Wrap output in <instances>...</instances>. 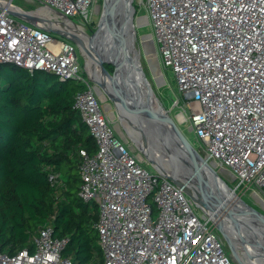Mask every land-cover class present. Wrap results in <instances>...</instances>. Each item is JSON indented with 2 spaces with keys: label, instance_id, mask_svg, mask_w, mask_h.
<instances>
[{
  "label": "built area",
  "instance_id": "2783aa9c",
  "mask_svg": "<svg viewBox=\"0 0 264 264\" xmlns=\"http://www.w3.org/2000/svg\"><path fill=\"white\" fill-rule=\"evenodd\" d=\"M37 1L57 20L79 26L95 13V0ZM132 2L136 14L147 10L138 19L151 24L161 66L175 74L186 100L180 114L204 145L197 151L216 172H227L237 195L264 204V0ZM11 4H0V65L49 71L82 86L74 107L98 148L93 155L80 150L79 196L99 207L104 264H235L184 186L149 171L118 134L79 61L77 42L55 36L71 35L65 27L43 16H36L38 24L16 17L10 11L19 6ZM48 180L60 190L65 184L55 171ZM67 243L45 225L32 249L9 254L0 246V264H73L62 255Z\"/></svg>",
  "mask_w": 264,
  "mask_h": 264
},
{
  "label": "trees",
  "instance_id": "16d2710c",
  "mask_svg": "<svg viewBox=\"0 0 264 264\" xmlns=\"http://www.w3.org/2000/svg\"><path fill=\"white\" fill-rule=\"evenodd\" d=\"M81 89L49 71L0 65V246L9 254L32 249L51 225L55 237L68 238L62 255L73 264H104L99 207L79 196L80 150L98 148L74 107ZM50 171L62 175L61 190Z\"/></svg>",
  "mask_w": 264,
  "mask_h": 264
},
{
  "label": "water",
  "instance_id": "95a60500",
  "mask_svg": "<svg viewBox=\"0 0 264 264\" xmlns=\"http://www.w3.org/2000/svg\"><path fill=\"white\" fill-rule=\"evenodd\" d=\"M120 1L121 0H113L107 9H105L104 6V11L98 22L97 29L95 30L93 35H88L90 41L92 42V46L88 51V55L86 59L87 73L89 77L93 80V82L97 84L96 85L97 88L99 85L103 86L106 95L109 98H112L117 104V109H121L124 112L130 114L133 118L138 120L140 125L147 123L145 128L147 131L159 130L161 133L166 135V137H168L169 140L168 144L170 145V147H175L176 151L179 154H180L179 150H181V148L183 149L184 145H186L190 149L191 148L193 149V151L197 155V158L199 159L196 161L194 160L195 161L194 166L191 165V163L189 166V164L185 160V157H182L181 154L179 157H177V162L182 163L181 167L183 168V172L186 178L185 182L176 180L173 176L164 173L158 167H157L158 168L157 171L161 174L167 175L177 184L184 186L185 192L192 198V200L195 202L197 207H199L206 216L211 218L215 227L222 234L227 244H229L233 249V251L235 252L234 248L235 247L240 248V247L237 245L234 236H236L237 234V237H241L242 242H245L244 237L238 233H235V231H233L230 228V226L224 221L223 218L227 216L230 218H235V220H241L243 224H245L246 226L248 225L249 229H251V234H252L251 236L256 239L259 235L257 236V233L255 232L254 229L256 227L254 226H258V223L263 225L264 214L261 211L250 206L244 200H242L239 195H237L239 199L242 200L247 207L255 211L260 217L254 216L253 214L250 215L251 213L243 212L236 208L234 209L227 208V211L224 212L223 216L220 213H217L216 211L213 212L215 205L213 204V202L210 201L208 202L207 199H205L203 195L204 194L203 191H205V189L201 187L205 186V188L207 187L208 189H210L211 190L210 193L213 196V198L217 197L216 195H219V193L215 190L214 187H212L215 185L214 176L213 178L205 179L203 177V174L201 173V167L206 166L211 170H214V168L209 163H207V161L202 157V155L197 151V149L188 142V140L184 137L183 134H181L179 128L177 127L173 119L164 109V106L161 103L160 99L156 96L152 84L150 83L142 66L141 52L135 46V40H136L135 27L137 25L138 26L146 25L147 22L142 24L139 23L138 17L135 16L136 9L131 0L130 2H128L129 9L128 11H126L127 13L129 12V20L123 22L122 25L119 24L120 20H116V18H117V7ZM105 4H106V0H105ZM31 12L33 11L25 10L21 7H19L18 10L16 11L13 10L10 11V13L16 17H22L31 23L38 24L40 22L39 19L35 15L31 14ZM135 19H137L136 20L137 24L135 23ZM68 21L76 25V23L73 20L68 19ZM112 21H114L115 24L111 23ZM104 27H115L114 29L118 32L116 33L117 37L115 39L117 41L116 52H117V56L120 59L119 64L112 62L111 60L100 59V57H98L99 54H96V51H94L97 45L101 46L102 36L100 34ZM116 27H122L124 31H121ZM65 37L67 39H70L78 43L77 40L78 38L74 35L65 34ZM88 57L90 59L91 64L94 67L93 70L90 68V66H88ZM110 62L116 65V69L113 74H110L104 66V63H110ZM100 69L104 70L115 79L118 75H121L123 77V82L124 84H126L128 89L118 84V82H116L118 81V79L115 80L116 83L112 84V88L111 87L109 88L106 84L97 80L94 77L95 76L94 74L100 72ZM56 76L58 77V75ZM133 97H135L136 99L135 98L133 99ZM128 101L130 102V104H128ZM160 110H162V113ZM215 173H216V177H218L224 185L228 186L227 183L220 177L218 172L215 171ZM194 178H196L197 181L199 182L198 185L194 181ZM251 246L252 248L251 249L247 248V251L250 252L254 250L255 251L260 250L262 253H264V247L258 244L256 241H253ZM253 248H258V249H253Z\"/></svg>",
  "mask_w": 264,
  "mask_h": 264
},
{
  "label": "rangeland",
  "instance_id": "374dc122",
  "mask_svg": "<svg viewBox=\"0 0 264 264\" xmlns=\"http://www.w3.org/2000/svg\"><path fill=\"white\" fill-rule=\"evenodd\" d=\"M0 2L6 6L8 3H13L14 5H17L21 8H23L25 10H29V11L32 10L34 12H37V11L38 12H40V11L48 12L46 10L40 9L41 4L37 0H0ZM104 6H105V0H95L94 1V6L92 8L95 11V13H94V16L92 18V22L91 23L87 22L86 24H81V26L84 27V30L86 31L87 35H93L95 30L97 29L98 22L101 18L103 11H104ZM48 13L50 16L46 15L44 17L47 18L48 21H50V19L55 20V17L53 18L54 15L51 16L52 14H50V12H48ZM144 14H147V10L144 7H141L140 9H138V12H137V14H135V16L138 17L139 15H144ZM136 20L137 19H135V23L137 24ZM56 22L61 23V24L65 23L64 21H61V20L60 21L56 20ZM139 23L142 24L144 22L139 20ZM70 25L72 27L74 26L71 23H70ZM135 29H136L135 46L141 52L142 66L144 68L145 73L147 74V77H148L150 83L152 84V87L155 91L156 96L160 99L161 103L164 106V109L168 112L170 117L173 119V121L175 122V124L179 128L181 134L184 135V137L188 140V142L190 144H192L196 149H198L200 151V153H202L201 151L203 150V146H204L202 141L198 138L195 131L190 128V123L186 122V121H181V119H180V113L184 109L183 107H184L186 100H185L183 94L179 90L177 80H176V77H175V74L173 73V71L171 69H168V68L161 66L160 58H159V55L157 53V47H156L155 43L152 41V37L150 35V33L152 32L151 24H146L143 26L137 25L135 27ZM55 36H57L59 38L67 39L66 37H64L62 35H56L55 34ZM88 39H89V37H88ZM149 40L152 41V44H150ZM89 41H90V39H89ZM90 43L92 45L91 41H90ZM86 45L87 44L84 43V46L86 48V53H84L81 44H79V42L77 43V51L79 54V61H80L84 70H87V60L86 59H87L88 51L90 50V49H88V47H86ZM151 47L153 48V53H148L147 50ZM106 59H109V58L106 57ZM88 66H90V68L93 70L94 67H93V65L92 66L90 65L89 57H88ZM104 66H105V68L107 66L110 69V70H108L106 68L110 74H113L115 72L116 65L114 63H111V62L110 63H104ZM155 68L160 69V71L162 73L161 77L155 75ZM100 73H102V72H99V73L97 72V73H95V75L97 76ZM110 78L112 80V83L118 82V84H120L121 86H124V84L118 78V76L116 77V79L111 77V76H110ZM117 79H118V81L115 82V80H117ZM92 84L95 86L97 85L93 81H92ZM107 86L110 88V83L107 84ZM96 89H97L98 96L102 100V105H103L104 109H106L107 112L110 113L111 116H112L111 112H114L115 116L114 117L112 116V118H114V120L116 121L115 127H116L118 133L126 141L129 149L141 159V161L143 162L145 167L148 168V170L151 172L157 171V169L160 168L159 163H158L159 159H161L162 162L164 163V165H166V166H171L170 164L176 163V170L178 171V174H174L172 171H171L172 173H170L169 171H166V172H169L166 174L171 175V176L176 175L175 177L179 176V177L185 178L183 168L181 167L182 163L177 162V158L174 157V154H172L173 159H172L171 163L166 160V158H167L165 156L166 153L164 154V151L162 150V147H161V144L159 143V141L158 142L155 141V143H154V138L152 135L153 131H150V132L148 131L149 134L145 133V132L144 133L139 132L135 127L132 126V123H135V124L138 123V122H136L135 118H133L127 112H124L121 109L120 110L117 109V104L115 103V101L112 98H109L106 95L105 89L103 88V86L99 85L98 88L96 87ZM121 114H122V117H120ZM185 114L187 116H189L190 110L189 109L186 110ZM120 118H122V119H120ZM130 131H132V134ZM179 151H180V153H183L182 148ZM176 153H178V152H176ZM155 157H158V160H156ZM182 157H185V160L187 158L186 162L189 164V166H190V163H191V165L194 166V164H192V163H194L196 160H198V159L191 158L192 156H190V157L185 156V154H183ZM218 174L220 175V177L224 181H226L228 183L229 186L234 185V182L231 181L227 177L226 171H222V172L219 171ZM216 191L218 193H220L218 190H216ZM208 192H209V189H208ZM203 193H204L205 197L209 198V195L207 194L206 189H205V191H203ZM216 196L218 197V196H220V194L216 195ZM239 196L241 197L242 200H244L250 206L254 207L255 209L261 211L264 214V204L260 203L259 201H256L250 194L239 195ZM212 201L214 202L213 199L210 200V202H212ZM208 202H209V200H208ZM214 205H215L214 210L216 208L220 207L218 202H214ZM233 206H230V208H232ZM228 221L229 222L232 221L233 223H235L234 226H240L241 225L240 228L246 226L240 220H235V218L227 219L226 223ZM243 237H244L245 243H247V246L245 244H243L242 240H240L241 242H238L236 240L235 241H236L237 245L241 248V250L243 249L242 247H246L249 249L248 246H251L250 244H248L249 240L245 236H243ZM253 241H254V239H253ZM226 248H227L228 253L232 257V259L234 260L235 264H264V253L260 254V253H258V250L255 252L247 251L248 256L246 255V256L242 257V259L244 260V261H242L241 259L238 258V254L236 253L237 251H239L240 248H237L238 249L237 250L235 247V252H234L233 249L231 248V246L229 244H227V242H226ZM245 253L246 252H244V254Z\"/></svg>",
  "mask_w": 264,
  "mask_h": 264
},
{
  "label": "bare ground",
  "instance_id": "6f19581e",
  "mask_svg": "<svg viewBox=\"0 0 264 264\" xmlns=\"http://www.w3.org/2000/svg\"><path fill=\"white\" fill-rule=\"evenodd\" d=\"M112 1L113 0H106L105 9L108 8V6L112 3ZM130 1L131 0H121L120 3H119V5H118V7H117V10H118L117 12L118 13H117L116 20H120V23L119 24H121V25H122L123 22H126V21L129 20V12L127 13L126 11H128V9H129L128 8V2H130ZM0 4L4 5L1 2H0ZM7 7L12 8L13 6L11 5V3H8L7 4ZM126 8H127V10H126ZM43 10H45V9H43ZM31 14H33L35 16H43V17L46 16V15L50 16L49 13L48 12H45V11L44 12L43 11H40V12H38V11L37 12H34L33 11V12H31ZM51 16H53V15H51ZM54 17L55 16H53V18ZM56 20L57 19L55 17V21ZM57 21H60V20H57ZM111 23L115 24L114 21H112ZM62 26L65 27V29L67 30L66 31L67 33H69L71 35H74V36H76L78 38L77 40H78L79 44H81L84 53H86V48L84 46V43L87 44L86 47H88V49L91 48L92 45H91V43H90V41L88 39V35H87L86 31L84 30V28H82V26L74 25L72 27L70 25V23H68V22H65L64 24H62ZM114 28L115 27H104L102 29L101 34H100L102 36V38H103L102 41H101V46H98L97 45L94 50L96 51V54H99L98 57H100V59L111 60L112 62H115V63L119 64L120 63V59L117 56V52H116V46H117L116 45V42L117 41L115 39L117 37V34L116 33H118V32ZM116 28L119 29V30H121V31H124V29H122V27H116ZM149 42H150V44H152V41L151 40H149ZM147 52L148 53H153V48L152 47L149 48L147 50ZM106 57L109 58V59H106ZM90 65L92 66L91 62H90ZM100 72H102V73H100L99 75H97L98 77L94 74L95 75V78L97 80L103 82L106 85L110 83V87L112 88V84L113 83H112V80L110 78L111 75H109L107 72H105L104 70H101V69H100ZM155 75L156 76H160V77L162 76V73H161V71H160L159 68H155ZM118 78L124 84L123 77L121 75H118ZM124 87L126 89H128L127 86H126V84H124ZM134 98L135 97H133V99ZM128 104H130L129 101H128ZM160 111L162 113V110H160ZM111 114H112L113 117L115 116L114 115V112H111ZM120 117H122V114L120 115ZM120 119H122V118H120ZM180 119H181V121H183L184 120V115L180 114ZM135 120H136V122H138L137 119H135ZM146 125H147V123H145L143 125H140L139 122L137 124L132 123V126L135 127L141 133L142 132L143 133L144 132L145 133H148V131L145 129L146 128ZM152 131H153L152 132V135H153V138H154V143H155V141L156 142L159 141V143L161 144L162 150L164 151V154L166 153V155H165L167 157L166 160L169 161L170 163L172 162V159H173V155L172 154H174V157H176V158L178 156H180V154L181 155L185 154V156H188V157L192 156L191 158L198 159L197 158V155L193 151V149L192 148L191 149L188 148L186 145H184V148L182 149L183 153H180V154L179 153H176L177 151H176L175 147H170V145H168L169 140H168V137H166V135H164L163 133H161L159 130H156V131L152 130ZM130 132L132 134V131H130ZM155 158H156V160H158V157H155ZM160 160L161 159H159V162L158 161L157 162L159 163V166H160L161 171H163L164 173H169V172L172 173L173 172L174 174H178V171L176 170V163L175 164H170L171 166H166V165H164V163L162 162V160L161 161ZM186 161H187V158H186ZM192 164H194V163H192ZM166 171H169V172H166ZM201 173L203 174V177L205 179H207V178L208 179L209 178H213V176H214V179H215V183L214 184L215 185L212 186L213 185L212 184L211 186L214 187L215 190H218L220 192L219 193L220 196L215 197V199H214L213 196L210 193L211 192L210 189H209V192H208V189L205 188V186H202V185H201L202 187L200 186L201 188L206 189L207 194L209 195V198H208V197H205V195L203 194L204 197H205V199H207V201L208 200L210 201L211 199H213V200H215L214 202H218L219 203V206L220 207L219 208H216L215 210H213V212L216 211L217 213H220L223 216L224 212L227 211V208H230V206H233L234 205L232 207L233 209L236 208V209H239L240 211L247 212V213H251L250 215L253 214L254 216H258V214L255 211H253L251 208L247 207L243 203V201L239 199V197L234 192V190H232L228 186L224 185L220 181V179L218 177H216V173H215L214 170H211L210 168H208V167L205 166V167H201ZM196 180L197 179L194 178V181L198 185L199 182L196 181ZM202 183H204V182H202ZM217 199H218V201H217ZM214 202H213V204H214ZM258 217H260V216H258ZM223 219L226 222V220L227 219H230V217L225 216ZM227 224L230 226V228L233 231H235V233H238V234H240L242 236H245L249 240L248 244L252 245L253 239H254V241H256L258 244H260V245H262L264 247V227H262V226H264V223H263V225L260 224V223H258V226H254V227H256L254 229H255V232L257 233V236L259 235L257 238H259V239H257V238L255 239L254 237H251V235H252L251 234V229H249L248 225L240 228L241 225L240 226H234L235 223H233L232 221L231 222L228 221ZM234 239L236 241H238V242H241L240 240H242L241 237H237V234H236V236H234ZM243 244H245L247 246V243L243 242ZM248 247H249V249L252 248L251 246H248ZM242 248H243L242 250L240 248L239 251H237L236 253L238 254V258L241 259L242 261H244L242 259V257H244V256L247 255V248L246 247H242ZM253 249H255V248H253ZM244 252H246V253L244 254ZM251 252H255V250L254 251H251ZM258 253L261 254L262 252L260 250H258Z\"/></svg>",
  "mask_w": 264,
  "mask_h": 264
},
{
  "label": "crops",
  "instance_id": "0c3cea01",
  "mask_svg": "<svg viewBox=\"0 0 264 264\" xmlns=\"http://www.w3.org/2000/svg\"><path fill=\"white\" fill-rule=\"evenodd\" d=\"M119 134V133H118ZM120 135V134H119ZM121 136V135H120Z\"/></svg>",
  "mask_w": 264,
  "mask_h": 264
}]
</instances>
